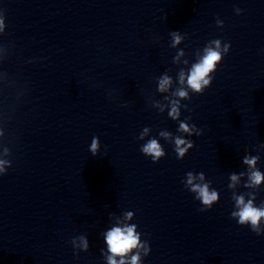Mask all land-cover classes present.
I'll use <instances>...</instances> for the list:
<instances>
[{"label": "clouds", "instance_id": "clouds-1", "mask_svg": "<svg viewBox=\"0 0 264 264\" xmlns=\"http://www.w3.org/2000/svg\"><path fill=\"white\" fill-rule=\"evenodd\" d=\"M239 11V10H238ZM3 26V21L0 20V27ZM173 37V46L180 42L181 37L177 33H172ZM210 45L204 48V55L198 60L197 63L193 64L190 71L187 74L186 80L188 87L195 93L201 94L204 92L206 88H208L213 80L212 74L216 71L217 65L222 61L224 55H226L230 49V44L224 43L223 47H221V41L219 39L212 40ZM183 53H181L182 55ZM185 81V74L181 72L180 74V82L183 84ZM171 83L170 78L165 76L159 84L160 90L164 91L167 89L169 84ZM176 95L181 98L187 96V92L184 90H179ZM179 101L172 102V108L169 112V115L173 119H177L179 117ZM195 128V125H193ZM148 129H144V133H147ZM179 131L188 132L191 134V130L187 126V124L181 122L179 125ZM160 135L164 137H168L170 133L162 132ZM197 135H200L197 132ZM140 139H143V133L140 136ZM175 148L174 151L177 155L178 159H182L185 153L189 148L193 147L192 141H186L181 137H175ZM100 147V141L98 137H93L89 151L96 155ZM141 151L146 156H151L153 162L159 161L161 157L165 155L164 150L156 139L149 140L146 144L141 147ZM256 157L244 158V163L247 164L250 168H255ZM3 161H0V173L5 172V169L2 167ZM187 180L184 181L185 187L188 188L192 193H195V198L199 200L203 208L201 211L205 209H210L214 202L218 200V192L216 190L209 191V186L207 183L200 184L194 183L196 179L193 176L192 172H188ZM243 175V174H241ZM199 178L201 180L204 179V174L200 173ZM231 180L236 182L238 177L233 174L231 176ZM250 184L247 186H259L262 182H264V174H262L259 170L252 171L249 176ZM234 185H229V187H233ZM236 208L238 211H233L231 213V217L236 219L240 225H251L252 231L259 234V224L262 218H264V207H256L253 204V200L249 199L245 202V198L243 195L234 196ZM128 218H131L132 213H126ZM136 225L121 227H113L109 230L105 235V241L108 245V252L110 255L107 257L108 264H126L125 257L132 253L134 249L144 248V245L140 243L139 234L136 232ZM84 247L87 248V241L84 240ZM150 249L145 248L144 254L148 255ZM116 257H121L119 262ZM140 255L139 252H136L131 256V264H139Z\"/></svg>", "mask_w": 264, "mask_h": 264}]
</instances>
